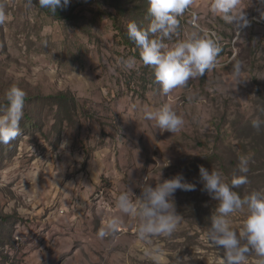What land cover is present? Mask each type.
I'll list each match as a JSON object with an SVG mask.
<instances>
[{
	"label": "rangeland",
	"instance_id": "obj_1",
	"mask_svg": "<svg viewBox=\"0 0 264 264\" xmlns=\"http://www.w3.org/2000/svg\"><path fill=\"white\" fill-rule=\"evenodd\" d=\"M212 0H192L171 42L203 28L219 38V66L163 95L151 66L124 71L120 59L140 50L128 24L147 28L148 0H71L54 16L38 0H0V102L17 85L25 102L20 134L0 144V264H152L148 252L164 250L163 264H223L222 250L208 240L217 203L199 181L203 165L229 182L250 158L241 197L264 189V0H240L249 25L238 30L210 10ZM195 14V23H193ZM132 41V42H131ZM167 42V41H166ZM237 61L247 81L233 72ZM68 93L67 101L50 96ZM26 97V98H27ZM170 105L184 120L178 133L161 132L147 111ZM65 140L69 145L61 149ZM70 153V155H69ZM182 173L196 185L177 190L180 222L171 236L137 237L138 221L120 212L116 200L135 201L146 180L153 187ZM246 210L230 214L239 229ZM115 237L98 232L114 217ZM249 255L246 264H259Z\"/></svg>",
	"mask_w": 264,
	"mask_h": 264
},
{
	"label": "clouds",
	"instance_id": "obj_2",
	"mask_svg": "<svg viewBox=\"0 0 264 264\" xmlns=\"http://www.w3.org/2000/svg\"><path fill=\"white\" fill-rule=\"evenodd\" d=\"M28 3L31 5L32 0H28ZM70 4L71 0H38L40 8L48 9L53 14L57 13L58 8L66 9ZM191 4L192 0H148V14L152 18L148 27L141 28L136 22L128 24V36L140 50V61L135 56L122 57L119 61L122 70L135 71L140 62L144 66H151L161 93L169 95L186 86L190 79L216 69L219 66L217 57L221 47L215 34L209 36L203 28H198L184 38L171 42L179 34V18ZM239 6L240 0H212L210 10L241 31L250 22L246 18L247 14L239 10ZM261 16L264 18V12ZM6 19L7 14L0 7V25L5 24ZM233 72L239 84L247 81L240 61L233 66ZM26 97V91L17 85H12L6 91L4 101L0 102V144H9L20 134ZM260 111L264 112V108ZM145 118L155 121V126L162 133H178L185 123L174 108L167 104L157 111H147ZM251 126L259 130L264 127V120L256 117L251 120ZM68 145L69 141L65 140L60 148L65 149ZM249 165L250 158L240 156L238 169L241 175L234 176L230 182L220 170L209 171L203 165L199 167V181L203 185V191L218 202L210 217L207 236L215 248L222 250L223 264H246L248 256L252 254L261 258L259 264H264V189L243 197L236 191L241 185L248 183ZM139 187L141 195L136 196L135 201L129 192H121L117 197L116 207L121 213L138 221V239L150 244L153 237H171L180 222L174 194L177 190H194L196 185L187 182L180 173L163 180L155 187L146 180ZM239 210H246L247 215L242 226L236 229L232 227L229 216ZM121 223V217H112L100 229L98 236L115 237ZM147 254L152 264H163L165 253L160 247H153ZM187 258L181 259L178 256L176 264H184Z\"/></svg>",
	"mask_w": 264,
	"mask_h": 264
},
{
	"label": "trees",
	"instance_id": "obj_3",
	"mask_svg": "<svg viewBox=\"0 0 264 264\" xmlns=\"http://www.w3.org/2000/svg\"><path fill=\"white\" fill-rule=\"evenodd\" d=\"M114 5L119 10L123 11L124 5H125V0H114ZM45 10L54 16H59V11H57V13L53 14L50 10H48V9H45ZM67 95H68V93L60 92L58 95L50 96L49 98H55L56 100H58V102H64V101H67ZM26 99H27V101L30 100L29 97H27Z\"/></svg>",
	"mask_w": 264,
	"mask_h": 264
}]
</instances>
